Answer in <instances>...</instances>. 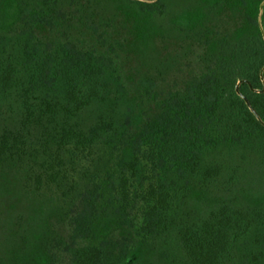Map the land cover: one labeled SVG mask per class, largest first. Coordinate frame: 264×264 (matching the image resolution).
<instances>
[{
  "label": "trees",
  "instance_id": "1",
  "mask_svg": "<svg viewBox=\"0 0 264 264\" xmlns=\"http://www.w3.org/2000/svg\"><path fill=\"white\" fill-rule=\"evenodd\" d=\"M260 2L0 0V264H264Z\"/></svg>",
  "mask_w": 264,
  "mask_h": 264
},
{
  "label": "water",
  "instance_id": "2",
  "mask_svg": "<svg viewBox=\"0 0 264 264\" xmlns=\"http://www.w3.org/2000/svg\"><path fill=\"white\" fill-rule=\"evenodd\" d=\"M141 1H147V2H152L154 0H141ZM263 5H264V0H261V2L259 3L258 6V15H257V23H258V27H259V31L261 34V38L264 42V29L263 26L261 24V14L263 11ZM264 63L261 65L258 75H259V79L261 82V87L260 88H254L251 86L250 82L247 79H238L235 84H234V91L237 94L238 97H240L244 104L246 105L247 109L250 111V113L254 116V118L259 122L260 125H262L264 127V120L261 118V116L258 114V112L255 110V108L251 105L249 99L246 97V95H244L241 91H240V85L242 83H246L249 87V89L253 92L256 93H262L264 92Z\"/></svg>",
  "mask_w": 264,
  "mask_h": 264
}]
</instances>
